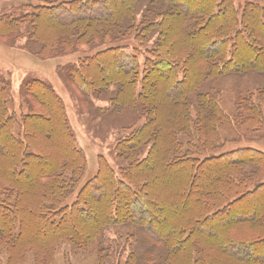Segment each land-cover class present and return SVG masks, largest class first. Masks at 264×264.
<instances>
[{"label":"trees","instance_id":"obj_1","mask_svg":"<svg viewBox=\"0 0 264 264\" xmlns=\"http://www.w3.org/2000/svg\"><path fill=\"white\" fill-rule=\"evenodd\" d=\"M18 2L0 42L74 58L56 74L114 165L85 180L53 87L25 81L16 112L0 76V264H107L122 241V264H264V153L225 151L264 144V0Z\"/></svg>","mask_w":264,"mask_h":264},{"label":"rangeland","instance_id":"obj_2","mask_svg":"<svg viewBox=\"0 0 264 264\" xmlns=\"http://www.w3.org/2000/svg\"><path fill=\"white\" fill-rule=\"evenodd\" d=\"M240 1L243 0H237V2ZM18 4V0H0V12L14 8ZM73 62L74 58L71 56L44 61L20 51L17 46L9 48L0 42V76L7 79L11 84L12 102L9 105L10 109L18 112V105L20 103L19 91L25 81L34 78L50 84L57 95L63 100L67 118L75 134L77 144L85 154L87 163L86 180V178L95 174L98 156H103L110 165H114V153L112 152L114 138L110 136L105 140H94L89 136L86 127V120L88 121V118L79 113L74 101V91L63 84L62 78L55 71L57 66ZM221 106L227 113H230L232 110L228 98L223 99ZM243 147L255 148L264 153V144L246 143L227 146L225 151ZM119 233L125 237V231L120 230ZM106 238H112V234L105 235L104 239ZM122 242L120 243L121 247L116 250L117 254L106 260L107 264L123 263L128 248L126 247L127 245L123 246ZM118 254L122 256L121 261L118 258L120 256ZM31 262V258H27L23 264H31ZM54 264H95V252L85 256L74 253L68 245H62L56 253Z\"/></svg>","mask_w":264,"mask_h":264}]
</instances>
